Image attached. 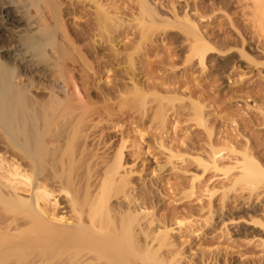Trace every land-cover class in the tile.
Returning a JSON list of instances; mask_svg holds the SVG:
<instances>
[{
  "label": "bare ground",
  "instance_id": "bare-ground-1",
  "mask_svg": "<svg viewBox=\"0 0 264 264\" xmlns=\"http://www.w3.org/2000/svg\"><path fill=\"white\" fill-rule=\"evenodd\" d=\"M136 1L149 17L162 16L156 3ZM245 1L248 21L264 36V0ZM123 6L122 0H0V264L183 262L174 249L160 253L174 248L170 230L147 217L151 208L132 179L138 172L125 157V132L116 141L108 133L119 126L112 120L116 100L129 93L141 99L144 86L143 62L135 64L144 40H125ZM185 14L181 35L192 36L187 49L205 69L216 48ZM116 66V77L101 83ZM243 156L244 178H264L259 164Z\"/></svg>",
  "mask_w": 264,
  "mask_h": 264
},
{
  "label": "rangeland",
  "instance_id": "rangeland-1",
  "mask_svg": "<svg viewBox=\"0 0 264 264\" xmlns=\"http://www.w3.org/2000/svg\"><path fill=\"white\" fill-rule=\"evenodd\" d=\"M135 1L122 0L121 17L125 40H144L135 58L145 68L144 96L116 100L112 120L119 126L108 133L116 141L125 132V157L138 172L132 179L151 208L147 217L170 230L174 248L160 253L175 250L182 264H264V178L251 181L241 170L245 154L264 170V64L257 66L264 63V36L248 21L250 1L150 0L158 18ZM184 12L216 48L205 69L187 49L192 36L181 35ZM94 14L90 10L87 17ZM115 69L120 67L106 72L101 83L114 79ZM158 110L163 119L154 118Z\"/></svg>",
  "mask_w": 264,
  "mask_h": 264
}]
</instances>
